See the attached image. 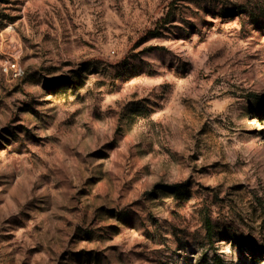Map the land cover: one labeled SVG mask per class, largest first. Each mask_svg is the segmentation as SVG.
I'll return each instance as SVG.
<instances>
[{
	"label": "rangeland",
	"instance_id": "rangeland-1",
	"mask_svg": "<svg viewBox=\"0 0 264 264\" xmlns=\"http://www.w3.org/2000/svg\"><path fill=\"white\" fill-rule=\"evenodd\" d=\"M220 263L264 264V0H0V264Z\"/></svg>",
	"mask_w": 264,
	"mask_h": 264
},
{
	"label": "built area",
	"instance_id": "built-area-1",
	"mask_svg": "<svg viewBox=\"0 0 264 264\" xmlns=\"http://www.w3.org/2000/svg\"><path fill=\"white\" fill-rule=\"evenodd\" d=\"M17 53V48L11 53L9 54V57L13 58L12 56L16 55ZM2 70L5 73L10 74L13 78H18L22 75V70L20 69V67L18 66L17 62L15 60H6V62L4 63V65L2 66Z\"/></svg>",
	"mask_w": 264,
	"mask_h": 264
},
{
	"label": "trees",
	"instance_id": "trees-1",
	"mask_svg": "<svg viewBox=\"0 0 264 264\" xmlns=\"http://www.w3.org/2000/svg\"><path fill=\"white\" fill-rule=\"evenodd\" d=\"M221 264V263H220Z\"/></svg>",
	"mask_w": 264,
	"mask_h": 264
}]
</instances>
